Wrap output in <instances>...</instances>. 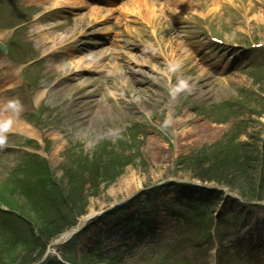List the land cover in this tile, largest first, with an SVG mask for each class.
I'll use <instances>...</instances> for the list:
<instances>
[{"label": "rangeland", "instance_id": "rangeland-1", "mask_svg": "<svg viewBox=\"0 0 264 264\" xmlns=\"http://www.w3.org/2000/svg\"><path fill=\"white\" fill-rule=\"evenodd\" d=\"M50 3L38 6L45 8ZM200 3L208 5L211 26L222 37L236 42H247L250 38L264 41V0H193L189 4L191 10L177 4L157 11L156 16L153 15L154 21L148 25L141 23V17H134V24H130L131 18H118L116 13L119 9L110 7L107 9L111 10L102 9L94 13H113L117 19L115 26H128L125 30H128V41L133 46L122 50L125 54L115 59V70L101 78L104 81L93 82L83 78L74 81L62 93L53 89L48 94L43 115L46 123H42L44 131L38 133L35 130L34 133H38L41 144L48 148L49 160L59 183L64 177L66 153L74 144L81 143L83 150L80 153L90 157L94 152L105 155L110 152L114 157L111 163L116 171L109 186L100 183L95 191L91 182L87 183L84 195L89 197L88 202L84 197L77 205L85 209L82 214L105 209L154 184L192 181L196 164L203 167L211 165L220 149L232 153L239 151V141L258 142L260 149L264 148V61L259 75L254 76L248 64L253 55L241 53L230 59L232 52L220 54L199 40L204 37L198 15ZM5 35L10 37L8 33ZM116 49L120 50L119 47ZM163 51L169 64L163 62L166 60L161 55ZM177 63L179 69L172 71L171 66ZM53 79L48 77L47 80ZM182 80L187 87H181ZM91 83L94 85L90 88V95L79 91L80 87L84 89ZM34 100L36 104L41 103L38 96ZM226 100L231 101V110L214 112L213 106ZM27 109L32 107L22 108L19 114ZM20 115L18 120L29 124ZM134 122L140 123L139 133L128 129ZM120 133L126 135L125 141L120 142L123 137L119 138ZM105 140L109 146L97 148ZM18 149L19 146L13 148ZM7 150L6 155L0 157V204L6 203L20 210L32 227L35 224L43 226L34 200L21 196L8 180L17 154ZM261 150L264 153V149ZM75 153L80 154L78 150ZM83 165L84 162V169ZM175 195L176 192H171L161 198L173 199ZM240 202L245 206L246 202ZM65 203L61 206L64 209L63 222L71 225L78 214H82L71 212L70 205ZM142 206L134 204L131 213ZM250 210L254 222L264 223V208ZM168 213L170 211L159 210L160 216L170 221ZM114 222L115 219L96 223L79 243L83 248L81 252L86 253L89 247L94 246L95 235L100 231L113 229ZM257 230L264 238V226ZM34 232L39 235L37 229ZM43 239L40 237L45 242ZM112 247L111 252L116 251L119 243ZM30 250V245L21 243L2 248L0 255L8 257L6 263L12 264L15 260L16 264Z\"/></svg>", "mask_w": 264, "mask_h": 264}, {"label": "trees", "instance_id": "trees-1", "mask_svg": "<svg viewBox=\"0 0 264 264\" xmlns=\"http://www.w3.org/2000/svg\"><path fill=\"white\" fill-rule=\"evenodd\" d=\"M126 140V136H125ZM124 140V141H125ZM258 142L242 143V147L238 150H234L233 153L227 152L225 149H220L211 165L203 167L196 164L194 171V177L204 180L212 181L222 185H227L233 189L239 190L244 196L249 198H264V158L260 155ZM95 153L94 157H85L83 169L82 165L75 175H70L68 189H67V204L70 205V211L74 213L82 214L85 209L78 208V201L81 198H89L84 195V191L87 183L90 181L93 186L92 189L97 191L100 183L110 185L113 180L112 175L116 169L115 165L111 163V159H114L112 153ZM91 165V167H87ZM87 168V169H86ZM85 174H88V179L85 178ZM94 195V194H93ZM42 196V195H41ZM60 197V196H59ZM36 205L37 216L44 222L43 226L35 224L34 227L29 225V230L24 231H10L9 227H5V224H0V251L4 247H11L23 245L26 243L30 245L31 250L29 254L25 256L20 262L16 264H30L36 259V254L42 249H45V242L48 241L55 233L67 228L68 225L64 224V217L61 209L65 203V200L61 196L60 199L52 200L48 197L42 196V198H36L33 201ZM88 202V201H87ZM9 205V204H8ZM12 207V205H10ZM62 206V207H61ZM19 208L18 206H16ZM65 208V207H64ZM79 215V214H78ZM34 222V218L32 219ZM68 222V220H67ZM37 229L39 238L36 236L34 230ZM24 239V240H22ZM43 244H42V243ZM28 249V248H27ZM8 257L0 255V264H8L6 260ZM75 261L80 264V261ZM15 260L13 261V263ZM12 263V264H13ZM15 264V263H14Z\"/></svg>", "mask_w": 264, "mask_h": 264}, {"label": "clouds", "instance_id": "clouds-1", "mask_svg": "<svg viewBox=\"0 0 264 264\" xmlns=\"http://www.w3.org/2000/svg\"><path fill=\"white\" fill-rule=\"evenodd\" d=\"M179 67H180V65L177 63V64L171 66V69H172V71H176L179 69ZM180 84H181V87H187V83L183 80L180 82Z\"/></svg>", "mask_w": 264, "mask_h": 264}, {"label": "bare ground", "instance_id": "bare-ground-1", "mask_svg": "<svg viewBox=\"0 0 264 264\" xmlns=\"http://www.w3.org/2000/svg\"><path fill=\"white\" fill-rule=\"evenodd\" d=\"M39 1H41V2H48V1H50V0H39ZM57 1H58V0H57ZM183 6L189 8V10H191V7H190L189 5H183ZM155 10H156V8L151 7V10L149 11V14H148V15L151 16V14H153L152 12H154ZM148 20H150V19H148Z\"/></svg>", "mask_w": 264, "mask_h": 264}]
</instances>
